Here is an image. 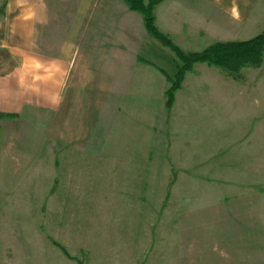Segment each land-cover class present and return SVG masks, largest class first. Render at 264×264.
<instances>
[{
	"label": "rangeland",
	"instance_id": "1",
	"mask_svg": "<svg viewBox=\"0 0 264 264\" xmlns=\"http://www.w3.org/2000/svg\"><path fill=\"white\" fill-rule=\"evenodd\" d=\"M220 71L227 90L195 71L210 85L171 107L158 94L146 109L88 106L81 138L41 128L34 169L0 189L1 263L264 264V57L237 78ZM193 101L212 104L200 115Z\"/></svg>",
	"mask_w": 264,
	"mask_h": 264
},
{
	"label": "crops",
	"instance_id": "2",
	"mask_svg": "<svg viewBox=\"0 0 264 264\" xmlns=\"http://www.w3.org/2000/svg\"><path fill=\"white\" fill-rule=\"evenodd\" d=\"M1 9L2 192L15 177L13 170H23L25 164L34 169L41 128L48 138H55L56 131H63L58 138H81L87 107L103 106L104 99L113 105L114 100H134L145 109L146 101L149 104L157 94L156 99L165 96L167 102L170 77L162 65L169 57L163 49L167 47L124 0H0ZM155 22L183 51L201 52L227 43L229 25L246 28L232 41L250 40L244 37L264 27V0H161ZM199 70L211 73L207 80L212 86L221 84L227 90L225 79L214 78L221 69L199 64L186 75L175 103L189 95L188 90L210 85L201 76L193 77ZM210 104L191 103L200 115Z\"/></svg>",
	"mask_w": 264,
	"mask_h": 264
},
{
	"label": "trees",
	"instance_id": "3",
	"mask_svg": "<svg viewBox=\"0 0 264 264\" xmlns=\"http://www.w3.org/2000/svg\"><path fill=\"white\" fill-rule=\"evenodd\" d=\"M131 10L143 15L148 32L165 47L169 48L177 58L174 78H169L167 106L173 105L175 95L181 89L186 74L196 65L207 64L221 69L235 78L241 75L244 68L259 67L264 57V33L241 42L216 43L201 52L183 51L167 35L161 33L155 22V8L161 0H124ZM0 10V16L3 14ZM4 116H0V119Z\"/></svg>",
	"mask_w": 264,
	"mask_h": 264
}]
</instances>
